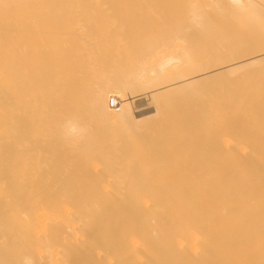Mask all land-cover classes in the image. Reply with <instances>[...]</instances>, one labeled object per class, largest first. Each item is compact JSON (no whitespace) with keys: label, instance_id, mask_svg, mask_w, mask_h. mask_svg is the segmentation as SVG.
Listing matches in <instances>:
<instances>
[{"label":"bare ground","instance_id":"bare-ground-1","mask_svg":"<svg viewBox=\"0 0 264 264\" xmlns=\"http://www.w3.org/2000/svg\"><path fill=\"white\" fill-rule=\"evenodd\" d=\"M0 264H264V0H0Z\"/></svg>","mask_w":264,"mask_h":264},{"label":"rangeland","instance_id":"rangeland-1","mask_svg":"<svg viewBox=\"0 0 264 264\" xmlns=\"http://www.w3.org/2000/svg\"><path fill=\"white\" fill-rule=\"evenodd\" d=\"M129 67H130V66L128 65V67H127L126 69H129ZM112 97H113V96H109L108 99H107V102L109 103L108 106H109L110 109H114V108L116 107V106H115V107H112L111 104H110V99H111ZM117 100H118V99H117ZM136 105H137V103H136ZM137 108H140V107H137Z\"/></svg>","mask_w":264,"mask_h":264},{"label":"built area","instance_id":"built-area-1","mask_svg":"<svg viewBox=\"0 0 264 264\" xmlns=\"http://www.w3.org/2000/svg\"><path fill=\"white\" fill-rule=\"evenodd\" d=\"M110 104H111V106H115L116 102H114V100H112Z\"/></svg>","mask_w":264,"mask_h":264}]
</instances>
